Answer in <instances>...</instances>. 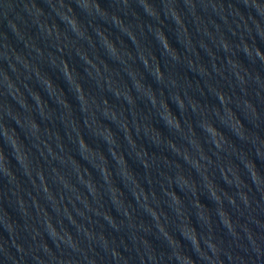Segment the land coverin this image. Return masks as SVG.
<instances>
[{
  "label": "water",
  "instance_id": "1",
  "mask_svg": "<svg viewBox=\"0 0 264 264\" xmlns=\"http://www.w3.org/2000/svg\"><path fill=\"white\" fill-rule=\"evenodd\" d=\"M257 49L264 0H0V264H197L264 193Z\"/></svg>",
  "mask_w": 264,
  "mask_h": 264
},
{
  "label": "clouds",
  "instance_id": "2",
  "mask_svg": "<svg viewBox=\"0 0 264 264\" xmlns=\"http://www.w3.org/2000/svg\"><path fill=\"white\" fill-rule=\"evenodd\" d=\"M245 51H246V52L250 51V50L247 48V46H245ZM256 55H257V57H259V58H261L262 60H264V53L259 52L258 49L256 50ZM177 127H179L178 122H177ZM206 130H207V129H206ZM207 131H208V130H207ZM217 146H218V145H217ZM193 242L196 243L195 239L193 240Z\"/></svg>",
  "mask_w": 264,
  "mask_h": 264
}]
</instances>
